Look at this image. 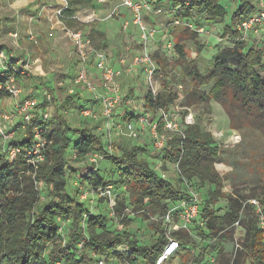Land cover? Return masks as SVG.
I'll list each match as a JSON object with an SVG mask.
<instances>
[{"label":"rangeland","instance_id":"obj_1","mask_svg":"<svg viewBox=\"0 0 264 264\" xmlns=\"http://www.w3.org/2000/svg\"><path fill=\"white\" fill-rule=\"evenodd\" d=\"M120 1L99 2L94 0L92 6L77 11L75 17L78 22L73 26H68L61 17L62 13H59V10H62L66 5L65 0H0V43L4 45L5 50L13 55L12 62L14 59H23L27 63V66L19 68L22 72L18 73L20 74L18 80L15 78V84L21 88L20 96L22 98H36L38 104L42 96L49 95V99L45 98V107L42 111V106L36 107L34 111L43 112L45 109L49 116L58 111L74 127L79 125L91 127L94 133L103 136L106 148L110 146L112 152L116 151L114 147H120L123 142L125 146H130L131 143L144 145L146 148L145 158L156 170L164 172L166 178L175 188L185 190L186 187L187 191L190 189L196 191L191 182L178 179L176 168L170 163H165L166 169H161L164 162L162 160L163 152L161 149L154 148L151 126V123L156 122L160 112L153 113L145 107L144 109H129L130 106L125 108V104L122 102L121 105L114 108L112 119L105 117H98L96 120L87 119L82 116L81 108L78 106L93 107L99 111L100 104L93 98V92L86 90L83 86L76 87L77 95L72 99L75 102L66 104L63 101L70 94L68 88L72 84V75L80 67L66 29H79L88 33V30L94 27V29L103 31L102 36L105 38L103 42L99 43L100 35L94 36L92 40L96 48L105 52L113 64L121 57L128 60L134 52L140 53L139 30L132 25L128 10L117 6L115 12H112L113 7ZM249 1L255 2L254 0ZM189 2V6L192 5L193 13L196 12L194 17L197 16L203 30L201 32L195 30L197 29L195 25H193V29H184L183 25L174 27L171 23L172 17L179 10L171 8L174 5L170 0H160L164 12L153 15L151 19L150 15L145 16L149 26L157 28L156 35L148 42V49L153 56H160L163 51H166L165 43L168 40L173 43L179 42L184 48L186 59L194 60L199 71L205 74L212 69L211 59L214 55L224 48L234 46L233 42L227 40V36H223L221 33L239 0H221L226 15L220 19L201 13L202 8L199 3H196V0H189ZM121 12L122 16H120ZM125 20L129 21V24L123 28ZM13 33H17V37H14ZM262 39H264V34L258 35L251 41L253 44H260V47H264ZM170 57L164 77L167 81H172L170 87L177 92L178 98L174 104L170 105L169 109L174 112L179 123L183 122L187 113H192L195 121L204 130L211 133L222 132V138L215 139L220 153L219 160L214 163V168L222 177L221 192L223 195L215 203H210L209 207L214 210V215L223 216L229 209L226 196L239 197L241 206L235 220L238 221V224H235V221L228 223L226 220H222L220 226L212 233L207 228L206 218L202 217L200 212L194 221L186 224V227L179 228L183 226V222L180 220H173L171 224H165L159 215L151 212L150 208L145 210L133 208L128 203V194L121 183L119 170L112 167L103 158L92 162V154L78 157L72 151L68 153L64 162V174L71 175L74 179L72 186L71 183L68 184V190L72 196L75 191H80V196L74 197H78V200L85 204L90 214L107 215L109 230H125L140 243H151L153 237L157 236L160 230L165 231L168 240L172 238L173 232L188 240L185 247L179 243L176 251L179 253L184 251V253H189V256L184 253L183 256H179L182 254L175 252V255L170 256L162 264H233V257H236L241 251V249L236 250L235 253V241L240 239V244L243 245V240L246 237L243 224L254 216L253 209L247 200L255 197L258 194L257 191L264 190V119L246 114L240 109L238 103L231 99H228L229 101L223 99V103L212 98L206 102L189 99L188 93L193 88L194 82L182 71L183 63H178L174 57ZM12 68L18 69L15 64ZM86 68L87 74L92 73L94 69L90 65ZM257 71L264 77V70L257 69ZM10 72L13 73L14 70L11 69ZM137 74L128 75L126 79L121 80L120 78L119 80L125 96L139 104L148 92V88L142 74ZM164 77L158 73L156 80L160 82ZM96 88L97 92L101 91L100 87L96 86ZM208 88V86H202L198 89L206 92ZM10 97L12 96L8 94L0 96V108L4 112L10 110L16 113L9 101ZM125 109L127 112H124ZM142 115H146L148 122L141 123L137 127L138 136L135 139L127 135L122 124L121 129L115 126L121 121L124 124L128 117L136 121ZM17 117H13V120H19ZM14 127L16 131L20 129L17 125ZM230 134H239L240 141L224 146L228 144L226 138ZM98 177L110 180L111 184L97 187L86 185L88 184L86 179L91 178L93 183H97ZM207 188L208 185H205L198 190L201 202L204 201L201 194L204 195ZM118 201L124 202L122 218L117 216L114 211V206ZM178 203L179 201L170 202L168 209ZM87 217L85 213L82 226L85 225ZM58 226L59 233L63 234L69 229L70 219L60 220ZM95 230L101 231L98 227ZM125 249V244H123L119 246L118 251L123 252ZM215 253L219 255L217 259L214 257ZM110 264H127V261L119 255L112 257Z\"/></svg>","mask_w":264,"mask_h":264},{"label":"trees","instance_id":"obj_2","mask_svg":"<svg viewBox=\"0 0 264 264\" xmlns=\"http://www.w3.org/2000/svg\"><path fill=\"white\" fill-rule=\"evenodd\" d=\"M66 7L61 17L68 26L77 23L75 14L82 8L93 5L94 0H65ZM160 3V0H153ZM174 6L181 4V10L176 16L202 28L197 16L194 17L192 5L186 6L181 0H170ZM202 8L201 13L213 18H223L226 10L221 0H196ZM255 9L254 3L249 0H239L237 7L232 11L222 29V35L233 42V47L220 50L212 57V69L201 73L192 59H186V53L179 42H172V53L178 63H183L182 71L194 82L188 98L206 102L212 98L223 103V99H231L238 103L246 114L262 117L264 119V77L257 69L264 70V47L246 40H240L237 24ZM175 27V26H174ZM184 29H190L184 26ZM173 31V30H172ZM92 41V48L98 50L92 38L101 36L99 43L104 41L103 31L91 27L84 32ZM176 37V36H175ZM264 43V39H262ZM260 43V42H259ZM264 46V45H263ZM0 50L8 55L7 69L11 71L15 64L11 61L13 55L0 43ZM100 50V49H99ZM152 54V53H151ZM169 56V59L171 58ZM152 57L160 66L159 74L165 76L168 68V58L163 55ZM78 58V64H80ZM14 63V64H13ZM116 63V62H115ZM114 63V65H115ZM94 58L90 53L87 66H93ZM16 79L20 74H15ZM172 80V79H171ZM170 82L164 77L160 81L161 90L152 96L149 92L144 98V106L153 113L167 111L170 105L178 98L177 92L170 87ZM208 86V91L198 88ZM9 93L0 90V96ZM77 95L68 94L64 102L69 104ZM229 101V100H228ZM45 95L42 96L37 107H45ZM81 108V106H78ZM41 111H35L30 122L21 128L17 136L0 145V264H98L104 260L110 264L112 257L122 256L127 264L141 262L154 264L167 242V235L160 230L153 237L151 243H140L125 230H109V218L104 214H90L85 204L78 200L80 191L72 196L68 184L73 182L71 175L64 174V162L69 152L78 157L98 153L106 159L112 167L119 170L121 183L128 194V203L135 209H151L161 218L168 210L170 202L179 201L188 195V191L175 188L168 178H162L145 158V146L134 143L114 147L115 152L106 148L103 136L94 133L86 125L72 126L55 111L48 119L43 120ZM154 118V117H153ZM156 130L164 132L163 120L159 116L156 120ZM22 123H17V126ZM41 126L47 144L43 151V159L36 167L29 162L24 152L30 147L32 141V128ZM181 130L167 132L166 145L161 169H166L165 163L176 168L179 180H186L198 191L200 187L208 185L206 193L200 202V215L206 218V225L210 232L220 226L222 220L233 223L241 206L239 197L226 196L228 210L223 216L214 215L209 204L215 203L222 197L221 188L223 180L214 168L215 161L219 160L220 149L213 139L210 131L204 130L198 122L184 125L180 123ZM18 145L22 152L13 157L9 156L8 148ZM118 149V150H117ZM87 186H108L110 180L98 177L93 183L91 178L86 179ZM255 195L264 204V190L257 191ZM123 201L114 206L117 216H122ZM87 214V221L82 226L83 215ZM70 219L69 229L60 234L59 221ZM245 235L242 250L234 257L233 264H264V241L256 220L251 217L244 223ZM99 228L101 231L95 230ZM157 228V227H156ZM180 244H186L187 239L176 232L171 234ZM125 244V250L119 252V246Z\"/></svg>","mask_w":264,"mask_h":264},{"label":"built area","instance_id":"obj_3","mask_svg":"<svg viewBox=\"0 0 264 264\" xmlns=\"http://www.w3.org/2000/svg\"><path fill=\"white\" fill-rule=\"evenodd\" d=\"M99 2H108L109 0H98ZM184 5L189 6V0H181ZM255 9L248 16L243 18L237 24V32L238 38L240 40H246L252 42L251 40L256 39L258 35L264 34V0H254ZM66 2V1H65ZM117 6H122L128 10V13L131 17L132 25L136 26L139 30V39L138 43L141 45L140 53L134 52L130 59H125L123 57L116 60V65L111 63V59L105 54L103 51H98L92 48L91 39L84 34V31L79 29H66V33L68 38L70 39L74 51L79 58L80 67L74 72L72 75V84L68 88V92L70 94H74L76 92L77 86H83L86 90L93 92V98L95 101H99V111H96L92 108H82L80 112L83 117L87 119L96 120L98 117H105L106 119H112L114 108L117 105H121L122 102L125 104V108L130 106L131 108H139L144 109V99L142 100V104H136L132 98L126 97L121 89L120 78L122 79L124 76L133 75L137 73H141L144 77V83L148 88V92L155 96L160 90L161 85L160 82L156 80L157 74L160 72V66L152 57L151 52L148 49V42L150 39L156 35L157 28L153 26H149L148 21H146L145 16L158 15L164 12V9L161 7L160 3H155L153 0H121L118 5L113 7L112 12H115V8ZM66 7V5H65ZM171 8H177L180 12L181 4L178 6H174ZM63 10V8H62ZM62 10H59V13H62ZM149 16V17H150ZM171 23L174 26H187L189 28H194L193 24L183 20L181 17L173 15ZM129 24V21L125 20L123 23V28H126ZM199 32L203 30V28L195 29ZM167 32L168 29H166ZM171 33V31L169 32ZM14 37H17V33L12 34ZM166 51H163V55H165L168 60L170 54L172 53V42L167 41L165 43ZM93 54L94 58V68L98 71L96 77H93L92 74H87V61L89 54ZM12 55V54H10ZM8 55L4 50H0V90H3L9 93L10 96L14 97L15 102L13 105V109L16 113L11 112L10 110L4 112L0 108V145H5L12 139L17 136V131L15 129V125L17 123H22L19 125V128L24 131L25 124L31 121L34 116V110L37 107V99L33 97L22 98L20 96L21 88L15 84L16 76L15 74L22 72L21 69L24 66H27V63L23 61V59H16L15 65L17 68H12L14 70L13 73L7 69L8 63ZM140 77V76H139ZM96 86L100 87L101 91L97 92ZM45 98L49 99V95L46 94ZM127 112L125 109L124 112ZM130 111V110H129ZM18 116L19 120H13V117ZM159 116L162 117L163 120V129L164 132L159 133L156 130L157 123H151L152 126V137H153V145L156 149H163L166 145L167 141V132H178L181 130L180 123L176 120L174 112L170 109L167 111H160ZM41 117L43 120L49 118L48 112L44 109L41 113ZM125 120L124 124L119 123L115 125L119 129L121 124L124 126V130H126L127 135L135 139L138 136L137 127L141 125V123L148 122L146 115L139 116L136 121L133 119ZM12 121V122H10ZM15 121V122H14ZM109 121V120H108ZM195 122L194 116L192 113H187L183 118V124L189 125ZM8 125V127H7ZM114 125V122H112ZM44 129L41 126L35 125L32 128V141L30 147L24 152L27 160L31 162L34 167L36 164L43 159V151L47 144L45 137L43 136ZM213 139L222 138V132H213L211 133ZM228 144L224 146H228L229 144H235L240 141L239 134H230L226 138ZM216 141V140H215ZM231 142V143H229ZM111 147L109 146L108 149ZM22 152V149L18 145H12L8 148L9 156L13 157ZM102 159V156L98 153L92 154L91 161L96 162ZM162 178H166L164 172L159 171ZM200 196L199 192L193 189L188 191V195L181 200L179 203L168 209L167 212L162 217L163 222L165 224H171L173 220H180L183 222V226L179 228L186 227L191 221H194L199 214L200 209ZM247 202L251 205L253 209L254 218L256 220L257 227L261 230L262 238L264 241V204L261 202L259 198L251 197L247 200ZM185 223V225H184ZM235 224H238V221H235ZM179 246V242L172 238L167 240L163 251L156 258L154 264H162L163 261L172 256ZM242 250V246L240 244V239L235 241V253L236 250ZM235 256V255H234ZM234 259V257H233ZM98 264H105L104 260H100Z\"/></svg>","mask_w":264,"mask_h":264},{"label":"crops","instance_id":"obj_4","mask_svg":"<svg viewBox=\"0 0 264 264\" xmlns=\"http://www.w3.org/2000/svg\"><path fill=\"white\" fill-rule=\"evenodd\" d=\"M78 13H80V12H78ZM120 16H122V12H121V15H120ZM78 17H79V16H78ZM149 18L151 19V18H153V17L150 16ZM115 62H116V61H115ZM115 66H117V65L115 64ZM92 67L94 68V66H92ZM90 74H92L93 77H96V75L98 74V71L94 68L93 71H92V73H90ZM126 77H127V76H124L121 80L126 79ZM9 99H10L9 101H10L11 105L13 106V105H14V102H15V99H12V97H10ZM189 232H190V231H189ZM245 232H246V231H245ZM187 241H188V240H187ZM182 245L184 246V245H186V244H182ZM184 247H185V246H184ZM176 253H177V254H182V255H179V256H183L184 254H187V255L189 256V253H186V252L184 253V251H182V252H180V253H179V251H176ZM183 253H184V254H183ZM199 253H200V255H201V254H202V251L199 252ZM173 255H175V254H173ZM218 256H219V255L215 253V256H214V257H216V259H217ZM173 257H174V256H173ZM145 264H147V263H145Z\"/></svg>","mask_w":264,"mask_h":264}]
</instances>
